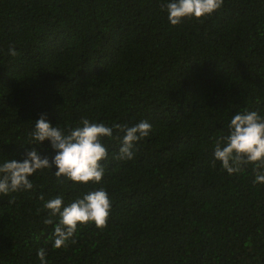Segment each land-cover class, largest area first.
<instances>
[{
  "label": "trees",
  "instance_id": "1",
  "mask_svg": "<svg viewBox=\"0 0 264 264\" xmlns=\"http://www.w3.org/2000/svg\"><path fill=\"white\" fill-rule=\"evenodd\" d=\"M165 2L0 0V164L23 161L41 115L63 129L151 124L132 160L102 138L101 184L60 182L53 166L32 190L0 194V264H40L41 248L47 264H264V184L251 165L229 175L214 162L232 116L264 117V0H223L176 26ZM100 187L107 226H78L76 243L54 248L44 203Z\"/></svg>",
  "mask_w": 264,
  "mask_h": 264
},
{
  "label": "clouds",
  "instance_id": "2",
  "mask_svg": "<svg viewBox=\"0 0 264 264\" xmlns=\"http://www.w3.org/2000/svg\"><path fill=\"white\" fill-rule=\"evenodd\" d=\"M223 4V0H167L161 5L167 12L171 25H179L185 18L201 19L211 15ZM9 55H19L9 48ZM114 130L116 135H113ZM151 124L142 120L134 126L126 124L93 123L82 118L75 128L63 129L52 126L46 116L34 122V130L29 133L31 151H26L22 162L6 159L0 164V194L32 190L29 179L38 170L57 169L54 174L58 181H71L73 185L101 184L105 175L102 163L108 159V149L102 138L108 137L120 142L117 160L134 159V146L148 136ZM123 133L121 136L120 134ZM45 141L50 142L55 156L49 160L41 156L37 147ZM219 161L222 169L229 175L240 173L249 165L254 175L253 184H264V117L256 111L245 109L232 116L228 125V135L217 140L214 148V162ZM214 166V164H213ZM44 200L43 195L39 197ZM63 196H56L43 205L49 216L45 225L53 227V247H67L73 239L78 226L94 223L97 228L107 226L111 211V201L107 191L100 187L89 191L68 205H63ZM13 200L9 203H13ZM58 218V222H54ZM40 264H47V252L41 248L37 252Z\"/></svg>",
  "mask_w": 264,
  "mask_h": 264
}]
</instances>
